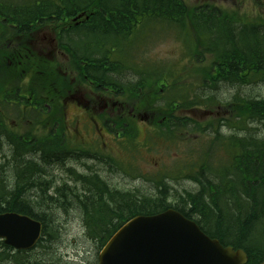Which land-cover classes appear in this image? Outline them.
Wrapping results in <instances>:
<instances>
[{
    "label": "trees",
    "instance_id": "obj_1",
    "mask_svg": "<svg viewBox=\"0 0 264 264\" xmlns=\"http://www.w3.org/2000/svg\"><path fill=\"white\" fill-rule=\"evenodd\" d=\"M6 9L10 13L0 12V19L3 18L4 25L6 22L16 23L22 28L23 35L29 34L33 27L55 31L59 47L71 56V68L80 67L86 60L88 74L93 75L92 79L96 83L105 82V76L110 73V69L120 74L124 64L121 55L125 50L122 41L134 34L139 25H145L146 29L160 23L177 29L178 37L184 39L188 47L191 60L198 63L194 66V78H199L195 80L197 84H202L199 90L186 86L187 83L196 84L188 82L187 78L190 76L187 77L183 73V77L173 73L174 76L169 75L170 73L157 74L152 70L146 72L149 70L148 66L140 69L138 79L130 83L121 81L114 85L120 86V90L130 97L132 102H128V105L155 111L152 121L156 125L154 130L166 141L174 144L185 141L190 138L186 132H208L215 136L198 141V147L193 146L190 149L189 157L182 164L183 179L195 182L197 189L186 190L175 204L168 199L171 184H168L165 178L159 180L158 194L156 197L152 196L153 198H138L133 196L134 194L129 197L120 191H114V223L108 224L104 221L108 225H101L98 220L102 218L94 217V223L90 227L88 225L89 232L93 238L99 240L100 246H103L106 238H109L126 218L138 214H154L174 207L187 217L195 219L204 232L219 239L224 246L243 248L249 255L247 264H259L264 261V128L252 133L248 129L245 136L219 133L221 126L232 125L233 118L238 130L244 128V123L246 129L248 123H264V98L242 95L237 91L229 101H223L213 93V90L225 83L233 87L264 83L263 17L245 20L240 14H230L229 11H222L213 4H204L197 8L191 7L183 0H23L17 8L14 9L8 4ZM150 9H156V14L144 13ZM79 14H82V17L76 23L72 18ZM206 28L213 32L205 33ZM66 33L71 39L68 45L65 43L68 36ZM83 38L85 52L81 51L80 46L83 45ZM24 46L27 49L23 48L22 52L28 54L23 58L24 72H21V66L18 71L10 68L9 73L5 61L3 69L12 76L19 75L20 72L23 77L28 73L32 74V84H36L30 85L35 92L33 101L36 106L42 107L43 103L48 101L52 108H55L53 113L46 114L47 119L43 122V129L50 127L54 130V142L52 145L50 142L48 148L41 147L44 143L39 146V139L45 137L47 142L48 137L47 134L44 135L42 127L38 126L39 123L34 122L40 119L41 112L23 115L28 122L19 137L4 125V121H0V135L2 132L9 133L13 147V153L7 162L0 163V212L16 211L43 222V234L34 249L13 252L10 246L2 242L6 253L3 256L0 254V261L5 259L16 264H59L58 261L47 258L48 252L32 254L38 248L49 249L52 241L58 237V232L50 225L46 214L34 209L31 193L39 190V195H48L45 186L52 182L40 179L41 173L48 166L45 156L52 149L53 154L63 160L67 123L62 101L67 95V89L71 88L73 91L75 85L82 84V78H73L74 74L65 76V61L54 59L52 63L40 51L28 44ZM1 66L2 63L0 68ZM167 76H170V81ZM10 81L0 71V91L5 89ZM35 87L40 89L37 91ZM4 100L0 97V107ZM198 106L215 112L217 111L214 108L219 107L229 112L221 114L220 117H210L206 122L198 121L182 112ZM160 118L163 121H160ZM127 123L125 116L116 114L114 130L124 129L122 135L134 146L138 126L132 121L125 127ZM258 133H261V136ZM71 143L70 153H81L80 145ZM15 149L17 153L14 152ZM38 149L43 151L42 162L27 157L37 153ZM223 149L227 152L226 159H223ZM217 150L220 151L219 156L216 155ZM8 166H12L11 170H17L13 175V183L2 175ZM102 185L104 186L103 181ZM59 188L61 187H57L55 191V201L65 199L66 196L64 192L58 191ZM105 191L106 189L99 185L97 191L92 193L94 197L84 202V208L88 210L93 202L95 204L91 208L94 211L91 214L102 210L108 217L111 214V204L103 199ZM68 196V202L78 207V193L73 195L68 188ZM49 198L53 199L51 196ZM54 200L49 203L53 204ZM37 202V206L43 211L45 203ZM60 205L62 206L61 203ZM88 215L90 216L89 213Z\"/></svg>",
    "mask_w": 264,
    "mask_h": 264
},
{
    "label": "rangeland",
    "instance_id": "obj_2",
    "mask_svg": "<svg viewBox=\"0 0 264 264\" xmlns=\"http://www.w3.org/2000/svg\"><path fill=\"white\" fill-rule=\"evenodd\" d=\"M217 5L241 14H246L245 20H253L259 16L264 17V6L257 5L255 0H250L243 6L238 4L232 7L225 2H217ZM259 10H261L262 14H252L250 12ZM144 26L145 25H142L134 34L123 41V48L125 50L122 52L121 59L123 60V65H126L127 67L121 70V75H124L125 77L127 76V79L134 78L136 76L135 72L129 67L140 70L142 67L148 66L147 68L152 69L158 65L157 62H162L160 64L163 66L165 72L171 73L172 71H176L179 74L183 73L187 75V77L190 76L187 78L189 79L188 82H194L196 84L187 83L186 86L191 89L199 90V88L202 87V84H197L195 79L199 78H194L195 67L190 65L191 58L188 54V47L184 42V39L178 37V30L173 28V26L168 27L164 25V27H161L160 24H157L155 28L148 27L145 29ZM47 32L48 31H42L39 34V39L43 38L49 44L51 35H49V32V34H47ZM182 41L185 44L186 49L180 48V42ZM81 42L83 45L85 44L84 39ZM52 48L55 56L61 55L58 53L55 46ZM52 48L49 46L43 47L45 52ZM178 58H185L186 61H188V65L181 67L180 72L178 71V65L171 64L170 62ZM183 74L180 77H183ZM112 75L113 78L114 76H120V74L115 71L112 72ZM122 80L123 79H121L120 82ZM178 88L180 89V86ZM237 91L242 95H251L255 98L259 97L261 99L264 98V83L241 85L240 87H233L225 83L221 84L218 89L213 90V93L221 100L229 101L232 95ZM71 101L72 102L69 103L67 109L70 119H72L76 113L80 112L77 103L78 101ZM193 109L194 110L191 112L185 113L198 121H207L210 116V114L207 113L208 110H210L209 108L198 106ZM129 110L130 108H127L126 113H123V116H125ZM214 110L217 111L216 114L218 117H220L221 114L229 112L225 109H219V107H215ZM148 112L146 110H141L140 115L139 113L135 114L137 119H141L142 117L138 125L139 142H136V145H126L127 143L124 141V138H117L114 132V151L111 148V141H107L108 146L80 145L79 147H81L82 150L81 153H70L65 167L60 165L46 166V169L44 170L45 172L42 171L43 173H41L40 179H43L44 177L46 182H52L50 185L45 186L48 195H39L40 191L36 190L35 193H31V204L39 213L47 215L46 218L50 222V225L58 232V237L52 241L49 249L43 250L42 248H38L32 254L38 253L40 255L47 254L48 252L49 255H47V258L53 261H58L59 264H97L101 244L98 240L91 238V235L89 236V228H87V225L85 227L84 224L79 221V212L76 214V219H72V215L74 212H77V210L76 208H73L74 204L68 202V181L70 182V178L73 176L77 177L78 173H84V162L95 164L98 158L97 164L93 165L92 168L101 170L102 177L107 180L109 184L111 179L107 178V175L110 176L114 169V191H120L122 194H126L129 197H131L132 194H134L133 196L143 199L146 197H156L158 194L157 191L159 190L157 188V186H159V180L163 178L166 179L168 184H171L168 199L174 204L181 199V196L185 194L186 190L191 191L197 189V184L190 180L183 179V175L181 176L179 171L182 170V164L185 163L187 157H189L190 149L193 148V146L198 147V141L207 140L209 136L213 135H210L208 132H205L204 134L199 132H186L185 134L187 136L189 135L190 138H187V140L179 142L178 144H174L166 141L152 129L150 123L153 120V114L155 111L148 110ZM116 114L117 113L114 114V117ZM12 120H15L16 124H18V122L21 123L17 116H13ZM15 123L12 121L10 125L15 126ZM235 124V118H233L232 125L229 127L221 126L219 133L221 135L234 134L236 136H245L248 134V129L249 132L252 133L255 130L264 128L263 122L248 123L246 124V126H248L247 129L245 128L244 123V128L240 130L237 129ZM258 134L261 136V133ZM147 138L148 140H146ZM71 144L72 143L68 142L69 149L72 146ZM91 152L96 156L95 160L87 157V154ZM222 153L223 159H226L227 152L225 149H223ZM219 154L220 151L217 150L216 155L219 156ZM82 155L86 156V158H82ZM112 156H114V168L112 167ZM6 158V153H0V162L3 163ZM32 159L39 162L37 157H32ZM70 168L74 169V172L71 173ZM46 171H50L48 177H46ZM90 171L91 169L88 170V172ZM2 175L6 176V172ZM13 175V171H8V178L11 183H13V179L15 178ZM71 182H74L72 178ZM62 186L66 187L64 188ZM57 187H61L58 191L60 190L66 194L65 199H59L58 201L54 200ZM71 191L73 195L76 194L75 190ZM94 193L95 192L93 191V194ZM49 196L53 197V199H50ZM53 200V204L49 203ZM37 201L45 203V209L43 211H41L40 206H37ZM0 249H3L1 242ZM0 254L3 256L2 253ZM0 264L16 263L14 261L2 259Z\"/></svg>",
    "mask_w": 264,
    "mask_h": 264
},
{
    "label": "flooded vegetation",
    "instance_id": "obj_3",
    "mask_svg": "<svg viewBox=\"0 0 264 264\" xmlns=\"http://www.w3.org/2000/svg\"><path fill=\"white\" fill-rule=\"evenodd\" d=\"M187 3H192V5H200L201 3H213V2H225L229 6H235L240 4L241 6L245 5L250 0H184ZM261 3L262 7L264 6V0H255ZM231 10V9H230ZM229 10V11H230ZM262 10V9H261ZM261 10L259 11L262 14ZM154 9H150L145 11V14L154 13ZM156 14V13H154ZM7 26L6 30H9V34L6 36L4 34H0V48L5 53L7 50L11 51V55H3V60L9 68H14L15 71L19 69L23 65L24 56H28L27 53L22 52L27 49L24 44H28L30 47L35 49L36 51H40V53L48 58L54 59L53 50L50 49L48 51H44L43 47L49 46V44L42 39H39L38 29L31 28L29 34H25L22 32V28H19L17 24H13ZM5 29L3 26L2 29ZM27 36V37H25ZM50 47V46H49ZM51 48V47H50ZM114 62V60H111ZM88 64L87 61L84 60L82 62V66L80 69V75L82 78V84L79 85V96L78 103L80 106L81 116L78 115L76 119L69 120V115L67 112V107L69 100L72 98L70 94L66 95L63 99L65 112V118L67 121L66 126H68V131L66 132L67 139L69 141V137H74L82 145H90V146H98L105 145L108 146L107 141H111L112 150L114 151V114L121 113L125 114L126 109L129 108L127 105L128 98L124 96V91L115 90L114 82H108L107 80L102 81L103 83L97 82L92 79L93 75L88 74ZM114 71V69H113ZM21 72H24L23 66L21 67ZM19 73V77L11 80V76H8V80H11L5 89L0 91V97L4 98V103H10L11 107L9 111H0L1 119L6 120L10 124L15 123V120L10 118L12 114L18 116V118H23V115L28 113V111H36L42 112L40 113L42 116L40 121H44L47 119V113H53L55 108L51 107H42L38 108L33 104V93L28 90L31 87L32 74L28 73L23 77V73ZM77 89V91H78ZM26 102V103H24ZM13 106V108H12ZM135 109L130 108L128 111L130 114H134ZM211 114L212 112H207ZM41 124V123H40ZM19 125V126H18ZM15 123L16 132L22 133V129L20 124ZM109 136V137H108ZM1 147L0 153L10 152V147L6 145L11 143V138L3 133L0 135ZM3 148V150H2ZM40 153V152H38ZM32 157H38L40 159L43 158L42 154L38 155L37 153L33 154ZM47 161L50 162L54 160V154L49 153L47 156ZM88 158L95 160L96 156L91 154L87 156ZM86 158V157H84ZM98 160V158H97ZM97 160L96 163L97 164ZM95 164H88L84 162V173H80L81 176L79 179H75V177H71L74 182L68 181V187L70 190H75L76 193L80 196L79 201L74 199V201L78 202L79 205L76 207L73 205V208H76L77 212H74L72 215V219H76V214L79 212V221H81L84 226L88 224L90 221L88 211H92L93 208H84V202H87L88 199H92L94 196L92 195L93 191H97V187L102 184V181L105 183L103 187L106 188V191L103 195L104 201H110L111 203V214L107 217L106 212H101V217L104 218V221L109 223H114V169L111 172V175L107 178L111 179L110 184L102 177L101 170H96V168H92ZM112 167L114 168V156H112ZM49 168V167H48ZM91 169L90 172L88 170ZM73 198V196H72ZM99 200V197L97 198ZM92 205L95 203L91 202ZM100 205V204H98Z\"/></svg>",
    "mask_w": 264,
    "mask_h": 264
},
{
    "label": "water",
    "instance_id": "obj_4",
    "mask_svg": "<svg viewBox=\"0 0 264 264\" xmlns=\"http://www.w3.org/2000/svg\"><path fill=\"white\" fill-rule=\"evenodd\" d=\"M42 231V222L28 215L0 213V237L16 249L34 247ZM248 260L244 249L223 246L196 221L169 208L131 218L102 248L98 264H246Z\"/></svg>",
    "mask_w": 264,
    "mask_h": 264
},
{
    "label": "bare ground",
    "instance_id": "obj_5",
    "mask_svg": "<svg viewBox=\"0 0 264 264\" xmlns=\"http://www.w3.org/2000/svg\"><path fill=\"white\" fill-rule=\"evenodd\" d=\"M155 11H157L156 9H154ZM205 33H211V32H213L211 29H209V28H206L205 29V31H204ZM112 72H113V69H110V73L107 75V76H105V78L107 79V81L108 82H114V83H117V82H120V80L121 79H123V76H119V77H116V76H114V78H113V75H112ZM119 74V73H118ZM10 137V136H9ZM11 144H12V142L10 143V144H8V145H6L5 147H7V146H9V147H11ZM42 146H47V148L50 146V144H48V143H45V144H43V145H41V147ZM40 148V147H39ZM2 150H3V148H2ZM47 151V150H46ZM38 152H40V153H38ZM3 153V152H2ZM43 154V151H40L39 149H38V151H37V154L38 155H40V154ZM50 153H53L52 152V149H51V151H50ZM33 154H35V153H32V154H30L29 156H27V157H29V158H31L32 159V155ZM47 155H48V152H47ZM46 155V156H47ZM45 156V157H46ZM54 160H52V161H50L49 162V164L50 165H48V166H54V165H60V166H62V167H65V164H66V162L65 161H63V160H61V159H59V158H57L55 155H54ZM0 163H2V162H0ZM58 163H63V165H61V164H58ZM21 171V170H20ZM45 172V171H44ZM48 174H50V171H46V177H48ZM43 179H44V177H43Z\"/></svg>",
    "mask_w": 264,
    "mask_h": 264
}]
</instances>
